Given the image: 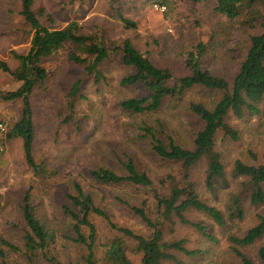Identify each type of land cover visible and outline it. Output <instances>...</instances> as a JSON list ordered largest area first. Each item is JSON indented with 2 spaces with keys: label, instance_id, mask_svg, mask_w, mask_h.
<instances>
[{
  "label": "trees",
  "instance_id": "obj_1",
  "mask_svg": "<svg viewBox=\"0 0 264 264\" xmlns=\"http://www.w3.org/2000/svg\"><path fill=\"white\" fill-rule=\"evenodd\" d=\"M20 1L31 41L27 53L11 52L18 61L15 69L0 59V69L22 84L0 93V100L22 99L19 120L8 130L0 129V161L4 139L19 138L34 176L45 181L59 174L37 157L31 95L47 84L44 63L64 48L69 61L100 86L108 84L103 66L117 58L123 68L118 85L139 92L117 104L123 113L140 120L130 126L129 141L134 144H105L87 169L90 186L76 179L69 184L55 219L39 212L26 191L14 224L18 241L2 239L0 264H203L202 259L222 241L235 264H264V154L255 153L254 146L248 149L250 159L238 155L226 162L217 142L220 133L238 142L241 127L264 122V0H188L213 12L216 27L210 29L207 41L197 37L192 44L180 45L177 57L162 55L158 62L149 40L144 49L131 35L138 22L120 9L112 15L121 29L116 36L107 27L87 31L77 20L61 28L47 26L35 0ZM154 2L167 8L171 3ZM202 17L187 19L195 33L204 23ZM220 37L238 40L239 48L227 51L226 72L213 68L217 56H209ZM241 49L245 51L241 60L231 55ZM81 82L70 89L69 112L63 120L68 129L75 124L77 134L83 126L76 111L85 98ZM172 108L175 119L180 120L181 112L194 124L188 142L158 116ZM110 200L124 206L146 231L115 222ZM250 216L253 222L246 227ZM97 219L104 222L105 240ZM182 225L209 246H193L189 236L170 237Z\"/></svg>",
  "mask_w": 264,
  "mask_h": 264
},
{
  "label": "rangeland",
  "instance_id": "obj_2",
  "mask_svg": "<svg viewBox=\"0 0 264 264\" xmlns=\"http://www.w3.org/2000/svg\"><path fill=\"white\" fill-rule=\"evenodd\" d=\"M169 1L170 6L161 9L156 5H162L154 0H35V8L39 13L43 11L44 15L41 14L40 17L47 26L61 28L77 20L84 23L87 31L93 27H107L111 35L116 36H119L121 29L112 15L120 9L126 17L138 22V29L131 32V35L139 39V44L144 45V49L146 40H149L153 58L158 62L162 61V55L168 59L177 57L176 52L179 51L180 45L192 44L197 37L207 41L209 33L218 21L213 12H209L202 4L188 0ZM20 10V0H0V59L9 63L12 69L18 66V61L11 52L26 53L30 48L31 35ZM198 14L203 16L201 23H204L195 33V28H191L188 23L194 21ZM215 43V49L211 50L209 55L210 58L212 55L217 56L212 67L226 72V67L230 66V52L227 51L239 48L238 40L230 41L227 37H220ZM244 53L241 49L231 55L241 60ZM68 54V48H64L44 63L49 72L47 84L43 88H36L31 95L38 136L37 157L45 161L51 169L58 170L59 174L45 181L34 176L26 163L22 140L16 138L3 141L0 161V247L2 239L18 241L19 232L14 229V224L20 217L18 206L26 191L31 192L37 210L45 212L49 219L53 220L59 216L63 194L73 180L80 181L85 187L90 186L86 176L87 169L105 150V144H118L120 147L134 144V141H129L133 137L130 126L134 121L139 122L140 117L123 113L117 103L123 98L138 95L139 92L118 85L123 68L117 58L103 66L108 84L100 86L94 83L92 77L85 76L83 68L71 63ZM232 62L236 63V60ZM78 80H82L81 93L85 97L76 108L81 114L78 122L83 125L79 134L73 130L75 124H70V129L63 124L69 112L67 102L70 89ZM21 85V82L0 69V93L14 91ZM174 111V108L165 109L158 116L165 118V122L178 131V136L188 142L187 134L194 124L181 112L180 120L175 119ZM21 113L22 99L0 100V122L4 123L7 130L19 120ZM1 137L5 138L3 134ZM217 142L226 162L238 155L250 159L252 156L248 149L254 146V152L262 157L264 122L259 121L255 125L247 123L241 127V140L238 142L221 133ZM152 169L158 171L157 167ZM109 210L115 222L137 231H146L143 224L124 206L112 204L110 200ZM198 220L201 221L200 218ZM97 222L100 225L101 240H105L107 234L104 222L99 219ZM251 222L253 221L250 216L244 223L247 227ZM172 236L177 239L189 236L191 245L200 248L209 246L187 225L179 226L175 233L170 234V237ZM215 247L202 259L203 264L236 263L227 252L224 241ZM131 258L137 263V257L132 255Z\"/></svg>",
  "mask_w": 264,
  "mask_h": 264
},
{
  "label": "built area",
  "instance_id": "obj_3",
  "mask_svg": "<svg viewBox=\"0 0 264 264\" xmlns=\"http://www.w3.org/2000/svg\"><path fill=\"white\" fill-rule=\"evenodd\" d=\"M157 8H161V9H165V6H158L156 5ZM0 129L3 130L4 129V125L0 123Z\"/></svg>",
  "mask_w": 264,
  "mask_h": 264
},
{
  "label": "crops",
  "instance_id": "obj_4",
  "mask_svg": "<svg viewBox=\"0 0 264 264\" xmlns=\"http://www.w3.org/2000/svg\"><path fill=\"white\" fill-rule=\"evenodd\" d=\"M30 41H31V37H30ZM27 52H28V51H27ZM27 52H26V53H27Z\"/></svg>",
  "mask_w": 264,
  "mask_h": 264
}]
</instances>
